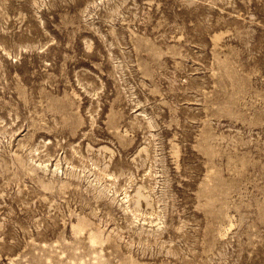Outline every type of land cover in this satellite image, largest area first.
Segmentation results:
<instances>
[{
    "label": "rangeland",
    "instance_id": "rangeland-1",
    "mask_svg": "<svg viewBox=\"0 0 264 264\" xmlns=\"http://www.w3.org/2000/svg\"><path fill=\"white\" fill-rule=\"evenodd\" d=\"M0 264H264V0H0Z\"/></svg>",
    "mask_w": 264,
    "mask_h": 264
}]
</instances>
